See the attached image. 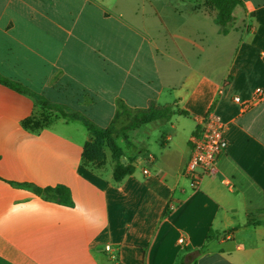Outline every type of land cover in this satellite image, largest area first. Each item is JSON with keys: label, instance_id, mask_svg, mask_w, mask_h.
Returning <instances> with one entry per match:
<instances>
[{"label": "crops", "instance_id": "obj_1", "mask_svg": "<svg viewBox=\"0 0 264 264\" xmlns=\"http://www.w3.org/2000/svg\"><path fill=\"white\" fill-rule=\"evenodd\" d=\"M242 1L222 32L204 0H0V78L25 90L0 82V264H264V0ZM120 102L176 113L118 138L134 171L116 183L108 151L81 159L87 123L128 125ZM210 111L228 148L194 187Z\"/></svg>", "mask_w": 264, "mask_h": 264}, {"label": "trees", "instance_id": "obj_2", "mask_svg": "<svg viewBox=\"0 0 264 264\" xmlns=\"http://www.w3.org/2000/svg\"><path fill=\"white\" fill-rule=\"evenodd\" d=\"M206 5L216 11L214 23L218 25L222 32H226L225 28L235 19L233 11L237 6L246 9L247 5L242 0H204ZM0 82L12 87L17 91H25L18 84L12 83L9 80L1 79ZM40 104L46 107L48 104L38 100ZM61 115L75 118L76 114L67 113L60 108L55 107ZM175 110L171 105H166L159 108H149L147 110H130L123 103L118 104L117 112L114 121L119 117H127L129 123L121 130H115L113 124L107 128H100L91 123H87V128L90 140L85 143L82 152V165L92 169H101L106 164V154L108 151L113 163L112 179L114 182H121L125 177L131 175L134 171L132 159L128 157L118 144V138L126 137V132L152 122H167L175 114ZM186 115V112H180ZM51 121L50 115L42 113L39 116H32L23 121V126L33 132L46 127ZM124 160V161H123ZM59 190V188H58ZM180 264H186L181 262Z\"/></svg>", "mask_w": 264, "mask_h": 264}, {"label": "built area", "instance_id": "obj_3", "mask_svg": "<svg viewBox=\"0 0 264 264\" xmlns=\"http://www.w3.org/2000/svg\"><path fill=\"white\" fill-rule=\"evenodd\" d=\"M264 98V90L255 89L254 102ZM235 102H239L238 98H234ZM250 106L245 103L242 108ZM227 125L213 111L207 113L202 119L198 131L190 137L191 154L184 167L183 174L189 178L194 187H197L202 175L214 173L219 156L228 148V140L225 136ZM147 174V170H143ZM226 184L230 182L225 181ZM171 209V208H170ZM183 243L182 239L178 240ZM105 250L110 252V246H106Z\"/></svg>", "mask_w": 264, "mask_h": 264}, {"label": "rangeland", "instance_id": "obj_4", "mask_svg": "<svg viewBox=\"0 0 264 264\" xmlns=\"http://www.w3.org/2000/svg\"><path fill=\"white\" fill-rule=\"evenodd\" d=\"M162 123H163V122H162ZM151 143H153V142L151 141ZM109 164H111V160H110V158H109V163H108V165H109Z\"/></svg>", "mask_w": 264, "mask_h": 264}, {"label": "water", "instance_id": "obj_5", "mask_svg": "<svg viewBox=\"0 0 264 264\" xmlns=\"http://www.w3.org/2000/svg\"><path fill=\"white\" fill-rule=\"evenodd\" d=\"M124 161V160H123Z\"/></svg>", "mask_w": 264, "mask_h": 264}]
</instances>
